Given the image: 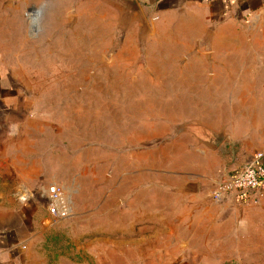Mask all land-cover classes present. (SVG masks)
<instances>
[{"label": "crops", "instance_id": "0c3cea01", "mask_svg": "<svg viewBox=\"0 0 264 264\" xmlns=\"http://www.w3.org/2000/svg\"><path fill=\"white\" fill-rule=\"evenodd\" d=\"M21 1L0 0V264H38V239L56 222L21 194L41 177L55 180L71 171L69 148L54 138L50 118L37 114L19 88L6 85V76L16 75L6 69L3 34L13 32ZM137 1L148 24L140 17L126 23L130 28L120 49L135 51L144 64L154 56L171 58L174 71L195 83L179 93L178 101L175 97L168 111L172 117L153 118L185 134L172 142L178 161L172 169L141 171V177L147 175L140 187L142 223L162 225L165 234L157 248L148 245V250L171 258L168 264H193L191 258H205L203 264H264V187L255 203L215 194L221 176L264 151V0ZM51 9L53 22L43 20L42 42L36 46L45 56L63 48L56 34L69 39L88 19L97 30L101 24L116 33L123 18L122 8L108 0H60ZM139 32H149L145 41ZM13 57L20 64V54ZM227 143L238 144L245 160L229 165L221 155ZM125 209L124 224L131 225L132 204ZM111 219L110 224L117 223ZM124 255L132 257V248Z\"/></svg>", "mask_w": 264, "mask_h": 264}, {"label": "rangeland", "instance_id": "374dc122", "mask_svg": "<svg viewBox=\"0 0 264 264\" xmlns=\"http://www.w3.org/2000/svg\"><path fill=\"white\" fill-rule=\"evenodd\" d=\"M58 4L60 0L21 1V16L14 21L13 32L8 27L3 34L6 69L16 75L6 76V85L19 88L37 114L50 118L54 138L70 152L69 176L59 180L41 177L30 186L58 183L72 208L66 220L52 219L56 223L38 239V264H168L171 258L152 256L157 251L148 250V245L157 248L158 239L162 241L165 234L162 225L142 223L140 187L147 175L141 177V171L147 167L172 169L178 162L172 142L184 131L153 118L172 117L174 113L168 111L173 110L175 97L178 101L180 92L195 88L193 78L175 72L171 58L154 56L144 64L145 59L135 51L126 54L120 49V40L130 28L126 23L137 17L129 21L119 17L116 33L101 24L97 30L91 19L69 39L54 32L63 48L45 56V50L36 46L42 42L43 20L53 22L51 8ZM31 7L41 12L36 31L25 15ZM144 21L148 24L146 18ZM135 22L140 24L138 19ZM138 35L145 41L149 32ZM86 36L92 37L91 42ZM18 53L20 64L13 57ZM158 108L164 111L158 113ZM244 158L235 156L229 165ZM130 170L132 176L126 175ZM73 176L76 183L71 182ZM32 202L48 217L38 196ZM126 203L132 204L131 225L124 224ZM110 217L117 223L110 224ZM128 246L132 257L124 255ZM191 259L193 264L205 260Z\"/></svg>", "mask_w": 264, "mask_h": 264}, {"label": "built area", "instance_id": "2783aa9c", "mask_svg": "<svg viewBox=\"0 0 264 264\" xmlns=\"http://www.w3.org/2000/svg\"><path fill=\"white\" fill-rule=\"evenodd\" d=\"M40 13L35 7H31L25 13L32 30H37ZM262 187H264V151H258L232 173L221 176L216 182L215 194L220 197L227 195L255 203L257 193ZM36 196L42 200L45 208L55 220L67 218L72 214V208L63 186L41 184L38 188H31L22 193L21 199L25 201Z\"/></svg>", "mask_w": 264, "mask_h": 264}, {"label": "water", "instance_id": "95a60500", "mask_svg": "<svg viewBox=\"0 0 264 264\" xmlns=\"http://www.w3.org/2000/svg\"><path fill=\"white\" fill-rule=\"evenodd\" d=\"M118 6L123 10V20L129 21L134 17L142 18L143 24L146 27L147 24L144 21V16L142 14V9L137 0H108Z\"/></svg>", "mask_w": 264, "mask_h": 264}, {"label": "trees", "instance_id": "16d2710c", "mask_svg": "<svg viewBox=\"0 0 264 264\" xmlns=\"http://www.w3.org/2000/svg\"><path fill=\"white\" fill-rule=\"evenodd\" d=\"M222 157L228 164H231L235 156L240 155V146L238 144L227 143L221 150Z\"/></svg>", "mask_w": 264, "mask_h": 264}]
</instances>
